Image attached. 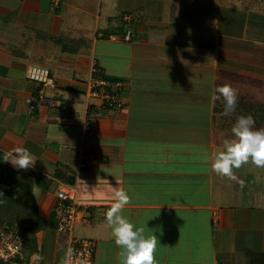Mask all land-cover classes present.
I'll return each mask as SVG.
<instances>
[{"label": "crops", "instance_id": "0c3cea01", "mask_svg": "<svg viewBox=\"0 0 264 264\" xmlns=\"http://www.w3.org/2000/svg\"><path fill=\"white\" fill-rule=\"evenodd\" d=\"M164 1L0 0V153L21 146L36 158L28 171L2 165L34 182L44 179L33 188L44 218L54 213L50 191L71 187L75 201L90 211L92 264H120L105 219L115 189L131 197L122 215L144 228L145 237H157L156 264H264V192L258 186L264 168L245 164L231 180L211 167L222 140L231 137L216 127V82L253 89L262 85L261 73L235 71L231 57L205 37L185 33L183 39V28L213 29L214 16L197 19L182 0H170L162 11ZM99 46L109 49L101 51L105 60ZM32 65L55 79L53 87L41 86L36 112L27 101L38 85L27 78ZM95 65L118 77V105L89 96L90 83L101 79L93 77ZM142 91L150 94L146 102L137 101ZM62 167L72 184L55 176ZM55 226L54 216L36 233L29 261L44 245L50 262L35 263H64L68 238Z\"/></svg>", "mask_w": 264, "mask_h": 264}, {"label": "clouds", "instance_id": "9594fccd", "mask_svg": "<svg viewBox=\"0 0 264 264\" xmlns=\"http://www.w3.org/2000/svg\"><path fill=\"white\" fill-rule=\"evenodd\" d=\"M222 99L223 114L235 111L238 91L231 84L218 86L212 95L213 102ZM231 137L222 140V149L216 153L211 165L219 176L236 180L234 170L251 163L257 168H264V128L256 129L251 115L237 117L230 129ZM4 162L14 169L28 171L34 167L36 158L26 147L16 146L5 151ZM243 186V181H239ZM131 202V197L124 189H115V202L105 213L108 227L115 245L120 249V264H156L154 252L158 240L151 234L144 235V228H137L122 211Z\"/></svg>", "mask_w": 264, "mask_h": 264}, {"label": "rangeland", "instance_id": "374dc122", "mask_svg": "<svg viewBox=\"0 0 264 264\" xmlns=\"http://www.w3.org/2000/svg\"><path fill=\"white\" fill-rule=\"evenodd\" d=\"M129 1V0H127ZM184 1V0H182ZM201 5L200 7H204V5H209L211 3L213 10L207 12H203L199 10L200 8L195 6L194 4H188L186 8V12L189 11L191 8L193 11L195 10L196 14L199 17H195L200 19L202 15H213L215 26L213 29L211 26H201L200 29H191L186 30L185 28L182 30V38L186 39L187 35L185 33H191L198 39H208L209 46L214 44V47L217 48L218 52L224 56L229 55L233 62V67L235 71H238L240 68L245 69H253L257 70L261 73L262 76V85L259 87L257 84L256 88L248 89L245 86H237L234 82H232V86L234 88L237 87L239 91L245 90V94L248 96H252L257 100L264 103V0H196ZM169 2V3H168ZM166 0L160 4L162 11L167 12V8L170 5V0ZM184 4V2H183ZM201 7V8H202ZM218 23H220L218 25ZM213 43V44H211ZM106 46V44H104ZM102 58L104 55L101 51L109 50L103 49L104 47L99 46ZM198 52V49H197ZM196 51H193V55H197ZM201 51L199 50V53ZM211 49H209V55L211 56ZM108 65H110V61H107ZM112 66L115 67L114 63L112 62ZM236 68H235V67ZM238 66V67H237ZM228 68V67H227ZM177 76V75H175ZM110 78H118V77H111ZM180 78V77H179ZM187 78H190L189 76ZM192 78V77H191ZM190 78V79H191ZM54 79V78H53ZM55 80V79H54ZM184 79L182 80V82ZM124 82V81H123ZM125 83V82H124ZM225 83H227L225 81ZM234 84V85H233ZM236 86V87H235ZM184 88V87H182ZM182 88H175V91H179ZM143 90V88H142ZM141 91V89H140ZM143 93V91L138 94L137 93V101L146 102L148 98H150V94L147 95ZM177 97L181 98V95H177ZM185 97V95L183 96ZM2 116V115H1ZM230 137V136H229ZM228 137V138H229ZM262 177V178H261ZM261 178L258 184L259 189L264 192V171L263 174L260 176L258 175V179ZM263 180V183H262ZM262 183V184H261ZM51 193H55V189L50 191ZM83 206V205H81ZM93 224L89 221L83 224H77L74 227L73 233L76 237H87V231L90 233V228ZM53 231V230H51ZM91 238V237H90ZM61 243L60 240L57 238L54 239V244ZM55 246V245H54ZM47 252V251H46ZM45 255L44 245H40L39 250L37 252V257L35 259L30 260L29 262H43L51 259V255L48 256L47 259Z\"/></svg>", "mask_w": 264, "mask_h": 264}, {"label": "trees", "instance_id": "16d2710c", "mask_svg": "<svg viewBox=\"0 0 264 264\" xmlns=\"http://www.w3.org/2000/svg\"><path fill=\"white\" fill-rule=\"evenodd\" d=\"M185 7L190 3L199 7L201 11H212L211 3L207 6L200 7V3L196 0H184ZM93 77H100L108 82H115L118 78H110L103 74L101 69L95 65L93 70ZM219 81L216 82V87L221 86ZM42 83L34 88L32 95L36 96L39 92ZM36 100L30 101L31 111L36 112ZM111 107L109 105H105ZM214 114L216 127L225 130L231 135L230 129L235 123L237 117L251 115L255 120V128H264V103L252 96H248L238 91V100L235 111L230 115L223 114L222 99L214 101ZM2 153H0V167L3 174L0 176V232L3 230H14L23 237L24 247L22 255L18 258L19 262H28L29 256L34 253L36 248V233L44 230L48 223H54V213L44 218L39 213V206L36 197L33 193V188L36 184L43 186L44 179L34 182L29 177L17 173L16 171L4 167L2 165ZM55 176L65 183L72 184L74 177L71 174L65 173V170H56ZM50 185V181L48 182ZM49 188V186H45ZM24 252V254H23ZM26 256V258H25ZM23 257V258H21ZM0 264H8L0 260Z\"/></svg>", "mask_w": 264, "mask_h": 264}, {"label": "built area", "instance_id": "2783aa9c", "mask_svg": "<svg viewBox=\"0 0 264 264\" xmlns=\"http://www.w3.org/2000/svg\"><path fill=\"white\" fill-rule=\"evenodd\" d=\"M130 31L125 34L128 39ZM27 78L36 83H42L44 87H53L54 79L47 68L32 65L28 69ZM119 81L108 82L105 79H96L90 83L88 94L97 98L101 105H118L121 103ZM43 92L40 89L36 96L31 95L27 101L41 100ZM84 162L80 164L81 167ZM54 216L56 220L55 231L60 237L68 238L67 253L63 264H92L96 241L90 237H76L73 235L77 224L87 223L90 218L88 207L80 206L74 199V193L68 185H62L56 192L54 204ZM24 240L20 233L14 230L0 232V260L8 264H39L35 262H19L22 256Z\"/></svg>", "mask_w": 264, "mask_h": 264}]
</instances>
